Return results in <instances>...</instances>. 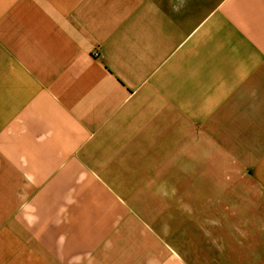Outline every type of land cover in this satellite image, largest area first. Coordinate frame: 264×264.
I'll list each match as a JSON object with an SVG mask.
<instances>
[{
    "label": "crops",
    "instance_id": "0c3cea01",
    "mask_svg": "<svg viewBox=\"0 0 264 264\" xmlns=\"http://www.w3.org/2000/svg\"><path fill=\"white\" fill-rule=\"evenodd\" d=\"M241 117L264 0H0V264H264V139L225 187L242 220H165L181 145Z\"/></svg>",
    "mask_w": 264,
    "mask_h": 264
},
{
    "label": "rangeland",
    "instance_id": "374dc122",
    "mask_svg": "<svg viewBox=\"0 0 264 264\" xmlns=\"http://www.w3.org/2000/svg\"><path fill=\"white\" fill-rule=\"evenodd\" d=\"M245 115L246 112L243 113V117ZM243 117L241 120H228L226 127L218 129L222 132H215L216 134L212 135L211 140L207 139V142L200 140L193 146L181 145V154L176 161V166L190 177H182L179 183L173 184L174 188L180 191V201H182L179 204L176 198H172L174 197L172 194L165 193V200L169 203L166 207L165 220H188L185 209L193 207L190 206V196L199 201H204L206 197L208 202L205 210H199L202 215H197L190 220H211L215 234H221L222 220H226V210L229 211V207L231 218L242 220L241 202L249 205L251 201L248 203L241 201L242 197L238 196L237 192L229 199V196H226L225 187L227 182L230 183L229 179L237 175L239 163H242L244 159L252 161L251 157L244 152L256 146V143L252 141L264 139V118L252 124L248 119L243 120ZM237 123L239 126H235ZM238 139H245V143H240L239 141L242 140ZM189 147L191 151L189 156H186ZM169 161L171 159L165 162ZM256 201L262 206L264 195L256 197ZM256 209H258L257 206ZM161 218L164 220L162 215Z\"/></svg>",
    "mask_w": 264,
    "mask_h": 264
}]
</instances>
